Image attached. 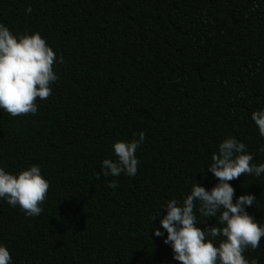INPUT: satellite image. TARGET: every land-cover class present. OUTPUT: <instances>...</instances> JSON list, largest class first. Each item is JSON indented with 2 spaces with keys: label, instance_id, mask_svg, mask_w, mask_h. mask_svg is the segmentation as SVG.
<instances>
[{
  "label": "trees",
  "instance_id": "1",
  "mask_svg": "<svg viewBox=\"0 0 264 264\" xmlns=\"http://www.w3.org/2000/svg\"><path fill=\"white\" fill-rule=\"evenodd\" d=\"M0 23L38 32L62 58L35 115L0 110V167L38 165L50 182L39 216L0 200L12 264H178L151 218L218 182L207 167L225 138L264 163L251 120L264 108V0H0ZM140 132L135 177H105L112 145ZM229 183L233 202L257 198L246 211L264 224V174ZM244 255L264 264V238Z\"/></svg>",
  "mask_w": 264,
  "mask_h": 264
},
{
  "label": "clouds",
  "instance_id": "2",
  "mask_svg": "<svg viewBox=\"0 0 264 264\" xmlns=\"http://www.w3.org/2000/svg\"><path fill=\"white\" fill-rule=\"evenodd\" d=\"M31 11L30 6L25 9L26 13ZM54 62H62V58H57L38 32L13 34L0 23V110L13 117L35 115L38 111L36 99H47L52 94L51 85L58 80ZM251 120L264 137V108L252 112ZM144 139L145 134L140 132L137 139L115 142L112 148L116 158L101 162L102 174L118 177L123 173L135 177L140 163L136 150ZM252 160L243 142L235 137L223 139L207 167L218 182L210 190L193 184L182 201L168 200L161 207L166 208V213L161 215L160 208L159 215L151 218V223L159 220V227H152L153 235L164 237L163 243L170 246L178 264H257L255 259L250 261L244 255L248 249H257L264 238V224H259L246 211L257 198L249 193L233 202L234 188L229 183L242 174L256 177L264 174V163L250 164ZM107 186L115 189L118 183L112 180ZM49 187L50 182L38 165L18 173L0 167V200L12 207L19 206L28 217L42 213L41 205ZM197 212L203 217L215 218L216 223L211 227L206 224L202 229L198 226ZM0 264H12L10 252L2 243Z\"/></svg>",
  "mask_w": 264,
  "mask_h": 264
}]
</instances>
